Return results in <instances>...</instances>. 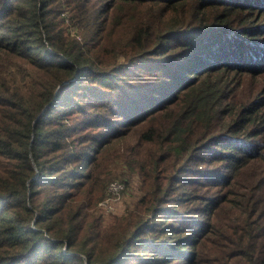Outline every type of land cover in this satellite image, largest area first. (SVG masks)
I'll return each mask as SVG.
<instances>
[{"label":"trees","instance_id":"16d2710c","mask_svg":"<svg viewBox=\"0 0 264 264\" xmlns=\"http://www.w3.org/2000/svg\"><path fill=\"white\" fill-rule=\"evenodd\" d=\"M55 1L75 2L105 46L67 37ZM91 1L0 0V264H264V0ZM144 73L157 80L131 86ZM122 145L156 171L173 159L206 194L145 187L123 238L54 231L75 189L114 179L94 172L106 153L116 169ZM202 158L214 170L196 169ZM187 202L192 217L175 209Z\"/></svg>","mask_w":264,"mask_h":264},{"label":"rangeland","instance_id":"374dc122","mask_svg":"<svg viewBox=\"0 0 264 264\" xmlns=\"http://www.w3.org/2000/svg\"><path fill=\"white\" fill-rule=\"evenodd\" d=\"M68 1V0H67ZM94 1L97 2V0H92L88 3L86 6V9H89L91 7H94ZM58 1H55L53 6H58L59 11H61L60 15H56L55 18L60 21L59 28L63 29L65 32V35L70 38H75L79 42H85L88 43H97V46H105L104 41L99 39V37L102 36V33L99 37H97L95 40L87 37L89 34V29L86 28V23L84 18L80 16V14L77 13V7L76 3L71 1L69 5L65 4L62 6V4H57ZM75 8V9H74ZM264 14V13H263ZM264 17V15L262 16ZM261 17V18H262ZM259 16H257L256 19H258ZM235 21L238 20V16L235 15L233 18ZM261 25H264V18L262 22H260ZM92 27V25H90ZM250 37V36H249ZM259 39H264V35L257 36ZM249 43H253V41L247 40ZM260 43V42H259ZM258 43V44H259ZM264 44V41H263ZM260 45V44H259ZM13 65V64H11ZM14 68V66H12ZM29 72L33 74L41 75L43 74L42 71L38 69L29 68ZM120 76L126 77L124 72L122 70L119 71ZM117 72V73H119ZM131 73V72H130ZM137 73L140 75L143 72L137 71ZM133 79L131 86L138 85L136 82L140 83L144 78L146 79L145 83L147 82H155L157 79L155 76H151V74L144 73L143 77H138V75H132ZM139 78V79H137ZM160 78L167 79L168 81L173 80L172 78H167L165 75H161ZM138 87H142V84ZM130 89H133L130 88ZM137 89V88H136ZM106 90V88H105ZM78 91H82V89H79ZM61 108H65L64 105H60ZM99 131V130H98ZM97 132L96 130L93 131V133ZM81 135V134H80ZM80 135H77L75 137H72L71 139H76V137H79ZM134 139V138H132ZM80 146H82L83 149H85V146L87 145V142L84 140L81 143H79ZM128 145H122L120 147L121 153L117 154L116 152L110 150L112 154H114L116 159V169L112 168L109 164V162L105 159L109 157V153H106L104 155V158L100 160V167L94 172L99 173L103 172V175L105 177H108L107 175L111 176V178L107 183V185H92V181L89 182L85 186H81L73 192L71 197L67 200V205L58 213H56L52 219H50L51 223H58L55 227L54 231H58L60 227H69V226H75L78 227L81 231V235L79 237V240H83L85 236V231H91V230H100L102 233H104V236H107L112 230H116L119 235H121V238H123L126 234H128V231L131 228V224L133 223V216L135 215V206L138 202H140L144 195H145V187L149 188L151 191H153L155 194L158 192V187H166V189L171 185L173 187L172 193L170 197L174 199L175 197L179 198V196H182V191H186L191 194L193 193V197H197L199 194H206L205 187H198L196 184L188 183L184 184L177 180L175 178V172H171L173 169V159L168 158L167 160H164L161 165L163 167H167V170L161 171L164 168L158 167V171L154 170L152 167H148L150 163L143 162L138 156H133L132 160L128 162V158L126 156L125 150ZM53 155H56L54 153ZM97 156L99 153L96 154ZM93 155L92 156H96ZM140 156H143V152L140 151ZM211 157V156H210ZM99 160V158L97 159ZM146 160V159H144ZM147 161V160H146ZM125 164V165H124ZM196 169H207V170H214L215 166L210 163V160H206L205 158H202L198 163L193 164ZM144 166V169L143 167ZM74 167V166H73ZM71 167H63L59 172H64L66 175L69 172V169ZM145 170V172H144ZM169 170V171H168ZM84 173L88 170L84 169L82 170ZM121 176L120 178H116L117 176ZM146 175V177H145ZM188 173L182 174V179H186L188 177ZM160 177L159 181L153 182L152 179H158ZM171 177V179H169ZM157 183V184H156ZM216 191V190H215ZM53 191L50 190V192H47V197L53 196ZM185 197V196H184ZM155 199V196L150 194L146 196V201L150 202L148 205H152L153 201ZM82 200H88L89 206L85 207L83 209V205H81ZM42 199H36V203H41ZM195 208L194 202H187L185 206L177 207L175 209H185L186 211L190 213L189 215L192 217L194 216L193 210ZM79 211V214L76 218H73L72 220H69L70 216H74ZM71 213L69 217H67V213ZM38 218V215L33 217V222H36ZM164 220H162L163 223ZM68 244V242H67ZM210 244L209 241L205 242V245L203 248H199L201 251L204 252L205 258L209 257L208 248L206 246ZM78 246L75 247L77 249ZM206 248V249H205ZM64 251L68 249V245L63 246ZM135 252V259H138V257H145L148 256V251L145 252H137V248H133ZM189 251V249L187 250ZM202 252V256L203 255ZM96 253H107V251L104 249V244H100L97 246ZM139 260V259H138ZM201 260V259H200ZM202 261V260H201ZM128 264H135L134 262H130ZM198 264H208L204 263H198Z\"/></svg>","mask_w":264,"mask_h":264}]
</instances>
